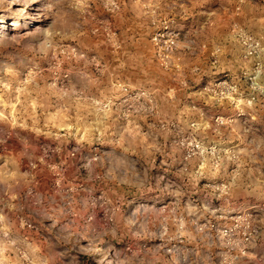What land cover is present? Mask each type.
<instances>
[{"label":"rangeland","instance_id":"obj_1","mask_svg":"<svg viewBox=\"0 0 264 264\" xmlns=\"http://www.w3.org/2000/svg\"><path fill=\"white\" fill-rule=\"evenodd\" d=\"M0 264H264V0H0Z\"/></svg>","mask_w":264,"mask_h":264},{"label":"built area","instance_id":"obj_2","mask_svg":"<svg viewBox=\"0 0 264 264\" xmlns=\"http://www.w3.org/2000/svg\"><path fill=\"white\" fill-rule=\"evenodd\" d=\"M178 40L179 34L170 23H165L162 28L154 34L153 42L159 50V56L163 64H168L171 60L173 52L178 45ZM246 43L255 46V40L250 36L246 38ZM222 84L224 85L226 82ZM189 157L190 154L188 153L185 158L188 159ZM248 239L249 236H246L245 240Z\"/></svg>","mask_w":264,"mask_h":264}]
</instances>
